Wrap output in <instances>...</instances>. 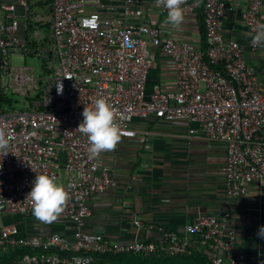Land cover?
I'll use <instances>...</instances> for the list:
<instances>
[{
	"label": "built area",
	"instance_id": "1",
	"mask_svg": "<svg viewBox=\"0 0 264 264\" xmlns=\"http://www.w3.org/2000/svg\"><path fill=\"white\" fill-rule=\"evenodd\" d=\"M0 2L5 13L0 18V135L8 141L7 150L0 151V249L38 250L15 264H76L77 258L80 264H93L96 254L187 255L191 253L189 237L198 236L213 264H249L237 246L235 231L226 227L230 211L224 217L199 215L185 226L184 237L169 233L166 244L123 243L87 231L90 200L117 183L103 153L92 158L88 137L78 129L82 112L98 98L112 106L121 139L136 135L131 126L135 118L194 122L198 127L191 128V134L201 133L227 148L226 163L219 171L228 199L247 196L253 181L264 185V92L255 69L245 59V45L224 30L240 2L184 0V18L203 10L206 47L176 35L169 27L140 20L144 12L140 0H123L120 13L103 0H53L50 32L45 36L36 26L40 20L32 21L30 0ZM159 10L167 16L160 3ZM240 11L249 45L256 50L259 47L251 37L256 26L264 23V0H244ZM22 18L23 36L19 34ZM151 45L173 64L175 86L171 90L156 84L147 93ZM13 53L43 60L47 76H36L33 67H12ZM60 80L63 91L58 93L55 86ZM8 88L23 95L24 110H11ZM63 172L67 199L52 222L68 225L69 230L29 233L17 222H2L6 215L23 219L33 215L28 194L36 175L47 174L59 183ZM242 221L247 228L253 224L247 213Z\"/></svg>",
	"mask_w": 264,
	"mask_h": 264
},
{
	"label": "crops",
	"instance_id": "2",
	"mask_svg": "<svg viewBox=\"0 0 264 264\" xmlns=\"http://www.w3.org/2000/svg\"><path fill=\"white\" fill-rule=\"evenodd\" d=\"M103 1L115 6L116 12H121L123 0ZM232 1L240 2V5L237 12L225 21V33L245 45V59L255 69L264 92V48L251 49L250 35L241 19L244 0ZM43 2L30 0L32 21L34 18L40 20L36 26L40 25L45 36L50 32L52 9ZM139 4L144 10L140 20L169 27L176 31V35L206 47L202 8L184 18L179 28H174L165 22L158 0H140ZM4 17L0 8V18ZM132 18L139 20L137 16ZM24 25L22 18L21 36L25 35ZM150 47L153 64L148 75L147 93L150 94L156 84L166 90L173 89L175 75L171 60L152 45ZM131 126L136 131L134 137L121 139L113 150L102 154L117 185L92 197L86 230L123 243L145 240L166 244L169 233L184 237L185 226L199 215L224 217L230 211L226 227L235 231L238 248L246 254L249 264H264V239L257 235L264 215V185L253 181L249 184L247 196L227 198L225 178L219 171L227 160L225 144L211 141L201 133L191 134L190 129L198 127L194 122L135 118ZM246 213L253 218V224L248 228L242 221ZM136 220L141 221V225H136ZM2 222H17L23 232L29 233L71 228L62 223L40 221L34 215L27 219L6 215ZM189 242L191 252L206 253V245L200 237H189ZM217 253L223 255L222 251ZM199 264H202L201 260Z\"/></svg>",
	"mask_w": 264,
	"mask_h": 264
},
{
	"label": "clouds",
	"instance_id": "3",
	"mask_svg": "<svg viewBox=\"0 0 264 264\" xmlns=\"http://www.w3.org/2000/svg\"><path fill=\"white\" fill-rule=\"evenodd\" d=\"M184 0H159V3L167 9L165 22L174 28H179L184 21V13L181 5ZM252 43L264 48V23L255 28V34L251 37ZM57 92L63 91V84L55 86ZM83 120L78 129L89 140L88 151L92 158L101 153L111 151L121 139V131L115 119L112 106L103 98H98L92 108H85L82 112ZM8 141L0 135V151H6ZM33 202V215L43 222H51L62 212L67 199L64 187L54 177L47 174L36 175L32 182L31 191L28 194ZM257 235L264 239V225L260 226ZM76 264H80L79 258Z\"/></svg>",
	"mask_w": 264,
	"mask_h": 264
},
{
	"label": "trees",
	"instance_id": "4",
	"mask_svg": "<svg viewBox=\"0 0 264 264\" xmlns=\"http://www.w3.org/2000/svg\"><path fill=\"white\" fill-rule=\"evenodd\" d=\"M44 1L46 6L53 3V0ZM43 2V3H44ZM31 24V28H32ZM203 31V30H202ZM205 31V30H204ZM38 250L24 247H10L7 250L0 249V264H15L27 253H36ZM210 264L207 254L191 252L182 256H171L164 252H159L150 256L135 254H96L93 264Z\"/></svg>",
	"mask_w": 264,
	"mask_h": 264
},
{
	"label": "rangeland",
	"instance_id": "5",
	"mask_svg": "<svg viewBox=\"0 0 264 264\" xmlns=\"http://www.w3.org/2000/svg\"><path fill=\"white\" fill-rule=\"evenodd\" d=\"M48 68L52 69V65L49 63ZM11 66L12 67H33L34 68V73L36 76H42L45 77L47 76V70L45 69V63L43 60L40 58H37L35 56H22L21 54L18 53H13L11 55ZM7 82V79L4 80V83ZM8 96H9V101L7 102L8 105L11 106L12 111H22L25 109V98L23 95L17 94L13 92L11 88H8ZM3 106L7 107V110H10L7 105L3 103ZM67 180V175L65 173H62L59 183L60 184H65V181Z\"/></svg>",
	"mask_w": 264,
	"mask_h": 264
}]
</instances>
